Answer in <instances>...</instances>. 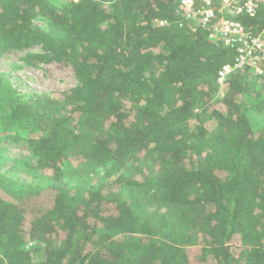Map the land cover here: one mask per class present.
<instances>
[{
	"label": "trees",
	"instance_id": "16d2710c",
	"mask_svg": "<svg viewBox=\"0 0 264 264\" xmlns=\"http://www.w3.org/2000/svg\"><path fill=\"white\" fill-rule=\"evenodd\" d=\"M176 9L177 0H0V57L62 62L79 84L58 99L0 104L4 139L28 146L55 192L32 221L0 198V264H264V132L248 116L264 107V87L252 106L250 75L233 73L218 109L215 79L234 53L179 28ZM72 158L117 177L72 193L61 184Z\"/></svg>",
	"mask_w": 264,
	"mask_h": 264
},
{
	"label": "rangeland",
	"instance_id": "374dc122",
	"mask_svg": "<svg viewBox=\"0 0 264 264\" xmlns=\"http://www.w3.org/2000/svg\"><path fill=\"white\" fill-rule=\"evenodd\" d=\"M49 1L60 8L78 0ZM34 24L41 29L47 28V21L41 17L35 18ZM32 52L39 51L32 49ZM25 53H11L0 57V104L5 105L7 100L25 102L30 100L33 93L58 99L62 93L79 85L68 65L62 62H50L29 66L22 61ZM250 79L252 80L250 88L253 90L249 102L254 106L256 104L254 98L258 97L255 96L257 93L254 90L261 93L264 80L256 79L251 75ZM218 89L214 103L218 109L225 110L219 102L224 92L222 87ZM260 105L264 104L260 103ZM254 108L255 110L248 114L249 120L255 134H261L264 132V107ZM206 125L211 132L217 133L215 122L210 121ZM4 129L0 123V198L20 207L24 212L25 220L32 221L47 212L53 204L55 192L51 189L52 175L50 171L36 168V158L23 141L14 142L4 139L2 133ZM81 162L83 161L72 158L69 163L62 166L61 184L72 193L86 195L89 188L97 189L102 185H109L117 177L116 174L109 176L105 167ZM120 193L129 202H142V195L137 191L129 193L123 189ZM102 210L103 216L112 214V207L109 205H103Z\"/></svg>",
	"mask_w": 264,
	"mask_h": 264
},
{
	"label": "built area",
	"instance_id": "2783aa9c",
	"mask_svg": "<svg viewBox=\"0 0 264 264\" xmlns=\"http://www.w3.org/2000/svg\"><path fill=\"white\" fill-rule=\"evenodd\" d=\"M174 15L179 28L203 30L210 43L233 51V61L217 72L215 84L219 88L237 72L264 80V0H177ZM259 16L260 23L240 21L241 17Z\"/></svg>",
	"mask_w": 264,
	"mask_h": 264
}]
</instances>
